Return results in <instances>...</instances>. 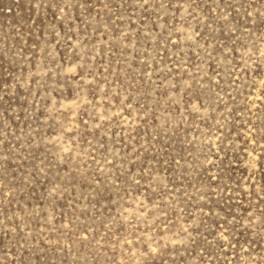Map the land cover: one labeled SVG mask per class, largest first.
Masks as SVG:
<instances>
[{"label":"rangeland","instance_id":"374dc122","mask_svg":"<svg viewBox=\"0 0 264 264\" xmlns=\"http://www.w3.org/2000/svg\"><path fill=\"white\" fill-rule=\"evenodd\" d=\"M0 264H264V0H0Z\"/></svg>","mask_w":264,"mask_h":264}]
</instances>
